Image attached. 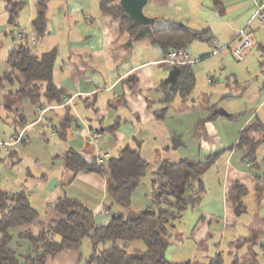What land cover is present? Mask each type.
<instances>
[{
    "label": "crops",
    "instance_id": "crops-1",
    "mask_svg": "<svg viewBox=\"0 0 264 264\" xmlns=\"http://www.w3.org/2000/svg\"><path fill=\"white\" fill-rule=\"evenodd\" d=\"M7 1L0 0V77L10 71L7 57L22 43L18 35L23 32L28 42L33 43L32 53L56 52L53 83L70 96L58 105L46 106L41 102V107L30 105L18 96L15 87L0 92V189L8 193L21 190L27 193L39 220L26 229L37 235L42 228L59 220L61 217L53 207L62 195L77 198L90 209L96 226L107 225L113 213L125 214L126 211L117 206L110 207L106 179L100 175L78 173L61 190L63 166L60 160L55 159L72 150L89 161L97 147L108 157H116L122 148L130 146L138 148L140 156L148 162L147 172L151 174L162 161L175 163L186 159L201 163L213 158V162H218L214 170L204 175L205 191L198 202L183 216L191 223L190 229H181V225L176 229L182 219L174 224L166 250V254L171 253L168 261L203 264L222 253L219 250L221 237L219 246L213 248L214 238L220 234H229L228 248L237 250L236 242L259 230L257 221H254V226H249L248 237L236 238L233 227L238 214L228 201L227 194L235 184L244 185L247 189L252 186L257 193L264 191V167L261 169L258 165V153L260 151L259 156L264 153V142L251 160H243L242 153L235 149L244 128L264 126V119L259 120L256 116L257 110L264 107V82L255 86L257 93L252 109L246 113L247 117L227 128L232 130L228 138L220 137L219 130L237 120L241 113L211 100V91L197 90L196 86L197 80L202 81L204 75L208 77V83H213L209 82L212 78L210 72L220 78L221 71L227 68L225 55L218 47L225 46L230 53L229 50L236 45L234 38L237 33L245 26L249 28L253 15L250 0H216L217 3L215 0H149L152 2L147 3L151 5L152 15L145 17L152 18L153 24L159 23L160 29L180 25L209 32L210 42L194 41L185 50L195 78L194 88L187 97L174 94L172 89L176 82L172 87L164 84L172 67L163 63L165 54L159 47L147 41L130 40L120 32L119 20L100 11V2L107 0H47V28L41 38L34 37L30 25L35 17L37 0H10L22 4L17 27L8 23ZM119 1L114 0V3ZM211 2L220 14H215ZM207 14L211 15L209 19ZM228 20L236 21L234 27H230ZM223 25L228 28L227 35H224ZM250 33L252 36V31ZM209 58L212 60L208 62L206 59ZM221 61L226 66H222ZM227 71L230 73L227 77L234 80V84L221 85L218 92L223 94L222 99L242 97L245 90L236 84L240 83L236 70L230 68ZM242 83H247V80ZM66 117L70 122L62 126ZM39 130H50L53 138L63 145L61 151L51 155L53 162L45 164L47 174H41L40 170H37L38 174H31L17 165L19 155H24V141L31 140L32 134ZM93 131L100 133L97 143L90 139ZM19 134L23 136L22 141L13 144L12 140ZM258 134L252 133L253 136ZM38 135L43 140L46 137ZM146 145L151 148L152 154ZM161 150L165 155L160 154ZM52 167H56V174L48 169ZM215 177L218 184H212ZM107 206L109 211L103 213ZM129 210L139 212L131 206ZM185 231H188L189 237H185ZM187 245L193 247L194 254L186 252L181 254L182 257H176L174 251L182 247L186 249ZM242 250V255L247 258V246L239 249ZM91 251L90 244L86 255L80 249L64 252L48 257L44 264H83ZM259 252L264 254L262 249ZM247 264L258 263L249 260Z\"/></svg>",
    "mask_w": 264,
    "mask_h": 264
},
{
    "label": "trees",
    "instance_id": "trees-1",
    "mask_svg": "<svg viewBox=\"0 0 264 264\" xmlns=\"http://www.w3.org/2000/svg\"><path fill=\"white\" fill-rule=\"evenodd\" d=\"M21 8V3L7 1L8 23L13 27H17ZM46 9L47 0H37L35 17L30 24L35 38L46 34ZM99 9L119 20L120 32L130 40L147 41L159 47L165 57L172 51L186 50L194 41H211L208 31L180 25L158 30L147 29L132 21L114 0L100 2ZM21 34L24 37L18 39L22 43L7 57L10 71L0 77V92L15 87V93L30 105L42 107L41 102L46 106L61 104L62 100L70 96L53 83L56 52L52 50L40 55L32 53L33 43L28 42L27 35L23 32ZM178 69L179 75L172 91L187 97L195 85L194 74L189 64L179 66ZM69 122L70 119L66 117L61 125L66 126ZM253 132L258 135L253 136ZM263 142L264 126L250 125L240 132L235 149L242 153L243 160H251ZM93 158L87 161L72 150L56 156L55 160H60L63 166L61 190L78 173L100 175L106 179L110 207L117 206L126 213H113L107 225L96 226L90 209L79 199L62 195L53 207L61 218L34 235L26 228L36 224L39 215L32 208L27 193L24 190L8 193L0 189V264H44L48 257L79 251L86 239L92 251L83 264H201L191 261L171 262L165 254L174 224L195 206L204 191L202 178L210 170L213 158L201 163L186 159L175 163L162 161L151 174V205L139 212H131L129 208L135 191L147 174L149 164L140 156L138 148L125 146L116 157L105 158L100 165L95 164ZM247 194V188L239 184L228 191L227 199L237 214L245 211L242 198ZM107 207L108 212L110 208ZM260 235L261 231H252L248 238L234 244L237 250L247 246L248 262H256V254L251 247L256 245ZM134 241H141L145 250L129 251L128 246ZM237 263L238 260L234 259L233 264ZM207 264H223L221 253Z\"/></svg>",
    "mask_w": 264,
    "mask_h": 264
},
{
    "label": "rangeland",
    "instance_id": "rangeland-1",
    "mask_svg": "<svg viewBox=\"0 0 264 264\" xmlns=\"http://www.w3.org/2000/svg\"><path fill=\"white\" fill-rule=\"evenodd\" d=\"M152 1H149L148 4H150ZM148 4L143 8V14L144 16H149L152 15L151 12V5L148 6ZM211 8L215 10V14H220V12L214 8L213 3L211 2ZM211 17L210 14H207L206 18L209 19ZM152 19V18H149ZM228 23H230V27H234L236 21H230L228 20ZM159 23H155L151 26H148L146 28L150 30H158L160 29ZM246 27V26H245ZM222 30L226 31L224 35H227L228 28L226 26H222ZM249 31H252V38L251 40L253 41V46L251 49L247 52V54L244 56V62H236L230 53H227V47L225 46H220L218 47L219 50H222L224 56V60L227 61V66L226 63L221 61L222 66H226L227 68L221 73V77L219 78L215 74L210 72V75L212 78H209V82L213 83H208V77L204 75L203 80H197L196 86L198 87L197 90H202L205 91V89H208L209 92L213 93L211 96V100L213 101H219L221 105H225L227 107L232 108V110L237 111L238 113H241V115H238L237 120L231 121L227 123V125L224 126V128H221L219 130V135L220 137H225L228 138L229 134L231 133V129L227 130L228 127L233 126L236 124L237 121H239L242 118L247 117L246 113H249V111L252 109L253 105V100L256 96L257 89L255 88L256 85L260 86L261 82H264V28L259 27L256 25L255 22H252L251 25L248 28ZM233 35V33L231 34ZM230 35V37H231ZM228 37V38H230ZM213 46V45H212ZM211 53V51H210ZM213 53V52H212ZM208 62L212 60V58L206 59ZM230 68L235 69L238 78L240 80V83H237L240 87H242L245 90V93L243 94L242 97H235V98H224L222 99V95L218 91L220 90L221 85L223 84L224 86H232L234 84V80L230 79V77H227L228 71ZM230 74V73H229ZM230 79V80H228ZM247 80V83H242ZM257 81V82H256ZM202 85V86H201ZM224 88V87H223ZM226 88V87H225ZM198 92V91H197ZM249 115V114H248ZM256 116L258 117L259 120L264 119V107L261 110H257ZM38 134H44L46 137H44V140L42 139L41 135L39 136ZM30 145L28 146L29 142L24 141V155H19L20 161H18V167L22 168L24 171H28L31 174L35 173L38 174L37 170H40L41 174H47L48 170H46V163L51 164L53 160H50L51 155H53L55 152L58 153V151H61V146L63 145L61 143H58L56 138H53V135L51 134L50 130H43L33 133L32 134ZM23 136H21L22 138ZM27 139V138H25ZM224 139V138H223ZM226 140H224L225 142ZM19 145H23L20 143ZM22 148V147H20ZM146 148L149 150V152L152 154L153 152L151 151V148H149L148 145H146ZM98 147L95 150L94 155L98 151ZM262 150V149H261ZM264 151V150H263ZM162 150L161 153L162 154ZM260 154V151L258 153V161H259V166L261 169L264 167V153ZM165 154H162V156ZM238 157V156H237ZM38 161V162H36ZM51 161V162H50ZM216 162V163H215ZM2 164V163H0ZM4 164V163H3ZM16 164V163H15ZM39 164V165H38ZM218 164L217 161H214L210 166L211 169H215L216 165ZM5 166V165H3ZM51 166V165H50ZM42 167V168H41ZM44 167V168H43ZM50 169L54 174H56V167L48 168ZM15 170V168H14ZM60 172H62L60 168ZM209 170L206 172L205 175H208ZM152 175L151 173L147 172L145 177L142 179V182L140 186L137 188L135 191L133 197H132V202H131V207H134L138 209V211H142L146 207L151 205V196H152ZM261 179V178H260ZM204 179L202 178V183L204 187V183L206 181H203ZM34 184L35 181H32ZM219 182L217 181V178H214V181H212V184H218ZM39 184V183H38ZM209 188V185L206 184V188ZM39 188L37 189V192H39ZM205 191V187H204ZM248 194L242 198V202L245 207V211L242 213H239L237 216L236 223L233 227L234 232H236V238L238 239L240 236L243 237H248L249 235V226L252 224L254 221H257L258 229L261 231L262 235H260L259 240L257 241L256 245L251 247V250L256 254V261L258 264H264V254H261L259 251L260 249L264 250V191L261 193H257L255 189L250 186L248 189ZM203 210V209H202ZM185 219V220H184ZM190 224L186 218L182 217V220L180 221L179 224H177L176 229L180 227L181 229L186 227L187 229H190ZM194 224V223H193ZM192 224V225H193ZM185 237H189L188 231L184 232ZM229 234L225 233V235L221 236V234L218 236V238L215 239V245H213V248H216V246H219V241L221 237V242H220V247L219 250L222 251L221 255L223 258V264H233L234 259H239L240 264H247L248 260L246 259V255H242V251L235 250V249H230L228 248V236ZM85 246V247H83ZM90 243L89 240L86 239L83 241L80 250L82 253L85 255L88 253ZM186 246V242H185ZM128 250H139V251H144L145 246L141 241H134L129 244ZM177 253L176 257H182L181 254L183 253H193L194 250L191 245H187L186 249L185 247L180 248L178 251H174ZM215 254L211 255L214 256ZM166 259L171 258V253L170 251L166 254ZM213 258V257H212ZM209 261H206L203 264H207Z\"/></svg>",
    "mask_w": 264,
    "mask_h": 264
},
{
    "label": "built area",
    "instance_id": "built-area-1",
    "mask_svg": "<svg viewBox=\"0 0 264 264\" xmlns=\"http://www.w3.org/2000/svg\"><path fill=\"white\" fill-rule=\"evenodd\" d=\"M253 4V15L251 17V22L257 23L259 26L264 27V0H250ZM23 34H19L18 38H23ZM251 33L248 30V26L240 30L235 36L234 40L236 45L231 48L230 54L236 62H242L246 52L252 47L253 41L251 40ZM163 63L173 67H179L182 65L190 64L191 61L185 50L172 51L167 54L164 58ZM22 134H19L14 138L13 144L21 140ZM99 131H93L90 134V139L93 143H97L99 140ZM108 156V154L102 152L100 149L94 155V163L100 165L103 160ZM103 213H107V210H102Z\"/></svg>",
    "mask_w": 264,
    "mask_h": 264
},
{
    "label": "water",
    "instance_id": "water-1",
    "mask_svg": "<svg viewBox=\"0 0 264 264\" xmlns=\"http://www.w3.org/2000/svg\"><path fill=\"white\" fill-rule=\"evenodd\" d=\"M149 0H120L119 5L125 11L126 15L137 24L147 27L153 24L154 20L144 16L143 8L147 5ZM179 75V69L173 66L169 71L164 84L172 87Z\"/></svg>",
    "mask_w": 264,
    "mask_h": 264
}]
</instances>
